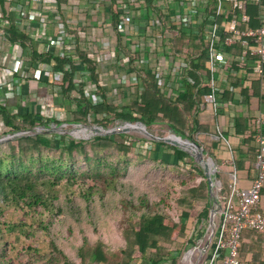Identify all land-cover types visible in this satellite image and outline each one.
<instances>
[{
  "label": "trees",
  "instance_id": "16d2710c",
  "mask_svg": "<svg viewBox=\"0 0 264 264\" xmlns=\"http://www.w3.org/2000/svg\"><path fill=\"white\" fill-rule=\"evenodd\" d=\"M111 1V9L114 15L112 22L117 30L120 10L114 0ZM262 7H264V0L261 6H248L246 9L247 14L251 17L250 24L253 27L259 25L258 17L260 12L264 11ZM9 27L8 30H5V33L8 34L12 43H21L23 45L24 43L35 41L27 33L19 30L17 26L10 25ZM80 32L82 31L78 29L69 30V34L74 36L77 42L81 41ZM117 36L119 50L127 55L129 54L132 58L136 57L132 50L124 44L123 37L120 34H117ZM163 48L170 52L173 59L184 57L189 63V68L180 81L182 82V91L179 89H177L179 90L178 93L174 89L169 92L165 91L150 72L138 69L131 64L129 71L136 73L139 82L137 85H130L120 91L118 96L122 95L124 97L127 95L132 98L130 104L122 106L114 101L110 86L102 80L100 68L97 62L89 57L88 50H82L77 47V57L90 73L91 80L96 85V95L102 97L103 102L101 104L95 105L92 103L91 97H87L85 91L87 83L81 82L77 85L74 81L79 69H81V66L76 63V59L56 55L54 52L39 54L34 50L33 61L36 63L44 60L49 65H52L54 72L61 74L59 80L53 79L48 84L52 87H61L60 96L62 100L74 105V110L72 105L67 108L69 114L72 113L74 115V123H91V120H93L100 126L109 127L119 122H130L133 124L142 122L149 130L153 126L164 125L183 140H194L199 143L209 156L207 161L217 165V158L212 152V147H209L200 139L202 135L210 134L198 120L201 107L203 105L211 107L207 97L211 94L212 88L209 82L203 81L202 76L204 71H208L206 68L207 55L204 38L184 33H174V38L170 44ZM67 65L70 66L69 70H66ZM259 83L261 88H263L264 76L259 79ZM6 109L0 104V113L8 118L7 124L8 127L13 129L11 131L13 134L37 127L48 129L52 124L60 125L63 123L58 119L41 117L39 119L30 114L14 116L10 115ZM256 119L257 117H254L249 121L250 129L247 133V138L254 141L257 132ZM65 121L68 122V120ZM55 137L59 136L54 135ZM8 141H5L6 145L10 147V151L13 153L10 155L11 158H9L10 164L8 166L11 167L6 168V157L0 159V200L7 207L14 206L21 209L25 207H43L45 210L51 211L50 197L52 189L64 180L67 183L78 181L77 155H86L88 144L102 151L117 152L121 158L127 159L125 160L126 162L130 161L129 157L132 154H136L139 159L182 167L188 171L192 169L191 162L188 161L192 160V157L187 152L171 144L155 141H149L151 143L150 148L145 147V145L139 147L127 134L97 136L94 139H79L75 137L63 142V145L55 142L52 138L40 134ZM142 143L147 144L148 141L144 140ZM43 149L59 151V155L51 161L43 162L41 158L36 160L33 157V153L40 154ZM256 152L257 149H255V154ZM19 154L31 159V163L27 164L21 157H18ZM193 170L201 173L203 180L184 191V197L182 194L178 195L176 198L178 205L176 217L171 218L170 214L168 215L163 211L147 210V212L139 216V222L133 223L130 220V224L124 229L125 248L111 250L102 241L93 246L84 243V246L78 251V256L81 259L79 264H179L177 256H172L171 249H167L164 246L166 244L174 245L180 240L188 239V221L195 217V208L198 207L193 205L194 202L205 201L207 204H211L208 180L205 173L200 168H194ZM114 173H116V170H114ZM237 173L239 175V171ZM95 175L96 178L100 177L98 173ZM81 176L96 179L92 174L87 176L85 172ZM217 182L219 185L222 184L220 177ZM93 189H96V186H93ZM227 189L223 187L220 190V195L222 196ZM92 190L88 193L90 194ZM47 191L48 193H46ZM168 196L174 199L172 193H169ZM207 204L197 214L196 222L209 218L210 206H206ZM2 207L5 206H0V212H2ZM59 211L62 212V210ZM260 211L264 212V188L262 190ZM2 225L6 224L3 223ZM5 227L10 226L6 225ZM247 232L257 233L248 229L243 231L240 245L242 260H247L245 259L246 252L243 244L244 235ZM197 233L202 235L203 231L198 230ZM258 234H264V232ZM162 243H164V246ZM51 245L53 249H56L53 243ZM28 249L41 253L38 248L33 246ZM58 253L61 256V263L59 258H54L53 264H77L63 250L58 251ZM15 260V258L7 256V254L0 256V264H15ZM249 262L253 264L251 261ZM180 264H189L188 258L186 256L182 257Z\"/></svg>",
  "mask_w": 264,
  "mask_h": 264
},
{
  "label": "built area",
  "instance_id": "2783aa9c",
  "mask_svg": "<svg viewBox=\"0 0 264 264\" xmlns=\"http://www.w3.org/2000/svg\"><path fill=\"white\" fill-rule=\"evenodd\" d=\"M108 1L112 3L111 0ZM114 2L120 10L115 33L123 37L124 44L136 57L132 58L119 50L117 35L113 40H93V44L97 45L88 50L89 57L97 62L100 68L102 80L110 86L112 97L119 95L123 88L138 84L136 73L129 71L131 64L152 73L165 91L174 89L175 82L181 81L189 68V63L184 57L173 59L170 52L163 48L170 44L174 33L204 38L210 70L209 83L212 88L207 100L216 115L220 104L216 96L219 88L215 82V73L219 69L228 70L236 66L240 69H250L259 79L264 76V11L260 12L259 25L256 27L250 24L251 17L246 12L248 6H261L263 0H114ZM53 14L57 32L54 37L48 38V48L41 54L54 52L56 55L77 60V47L80 46L75 37L69 34L70 22L58 11H54ZM23 20L25 15L20 22ZM47 23H49L47 18L40 20L43 27L47 26ZM26 65L27 62L20 50L13 67L5 69L7 92L16 89V86L26 79L40 82L44 78L51 81L59 80L61 77V74L54 72L52 65L44 60L34 63V70H27ZM84 68L86 70L85 66ZM69 69L70 66L67 65L66 70ZM74 81L77 85L81 83L77 77ZM53 90L60 94L61 87L53 86ZM96 92L97 89L94 93L86 91L87 97H91L95 105L103 102L102 97L96 95ZM9 97L8 93L4 101ZM58 120L63 123L52 124L48 129L43 127L32 129L36 132L34 135L47 130L56 131L59 127H61L59 130H62L70 125L62 118ZM129 124L133 123L127 122L117 129H123ZM256 124L255 177L251 186L249 188L240 186L236 169L229 174L228 189L222 196L220 190L223 187L222 184L219 185L216 192L218 204L215 206L214 222H210L209 215L208 227L203 226L205 233L203 228L199 227L198 230H202L203 234L194 244V249L188 250L184 255L188 258L189 264H251L247 260H242L240 245L244 230L264 232V212L260 211L264 188V113L256 119ZM73 125L74 130L71 133L84 129L90 133V128H86V125L80 123ZM28 131L30 130L8 134L7 139L20 133L28 136ZM217 139L232 150L220 127H217ZM233 161L231 159L230 163L233 164ZM216 172H219V167L215 168L214 173ZM195 230H192L191 238L195 236Z\"/></svg>",
  "mask_w": 264,
  "mask_h": 264
},
{
  "label": "rangeland",
  "instance_id": "374dc122",
  "mask_svg": "<svg viewBox=\"0 0 264 264\" xmlns=\"http://www.w3.org/2000/svg\"><path fill=\"white\" fill-rule=\"evenodd\" d=\"M113 99L121 106L130 104L132 101V98L127 95L124 97L117 95ZM73 119L74 115L71 113L66 119L70 125L62 128V130H59L61 127L56 131L47 130L51 131L49 133L43 131L40 135L52 138L59 144L67 142L78 136L70 134L74 130ZM80 124L89 126V128L101 127L93 120L91 123ZM123 125H125L124 122H119L109 127H102L104 129H117ZM147 130L160 138L176 134L164 125L153 126L151 130L148 128ZM85 132L84 129L77 134ZM34 133H36L35 130H30L27 135L34 136ZM120 134H127L139 147L141 145L151 147L149 141L152 140L140 132L131 130ZM54 135L59 137L54 138ZM7 138V135L0 137V159L6 157V168H10L11 166H8L10 164L9 158L13 153L10 151V147L6 145ZM94 138L91 136L90 138L81 137L79 139ZM144 140H147L148 143H142ZM86 150L87 156L84 154L77 155L78 181L67 183L64 180L52 189L51 211L45 210L43 207H25L22 209L14 206L7 207L0 200V206H5L0 212V256L7 254L10 258H15V264H53L54 258H59L61 263V256L58 251L63 250L73 262L79 264L81 259L78 256V251L84 246V243L93 246L102 241L111 250L125 248L124 229L128 227L130 220L133 223L139 222V216L147 210L163 211L168 215L170 214L171 218L176 217L178 210L176 198L178 195L182 194L184 197V191L203 180L202 174L193 170L200 168L204 172L203 167L189 153L192 157V160H188L192 165L191 171L182 167L139 159L136 154H132L129 157L130 161L126 162L127 159L121 158L117 152L102 151L91 144L87 145ZM203 154L207 160L208 154L204 150ZM58 155L59 151L45 149L40 154L33 153L36 160L41 158L43 162L54 160L53 158L58 157ZM18 157H21L27 164L31 163V159L26 158L23 154H19ZM209 163L214 165L212 162ZM216 167L218 169L217 165ZM84 172L87 176L92 174L94 178H96L95 174L98 173L100 177L96 179L82 177L81 174ZM101 177L102 179H100ZM218 180L219 172H216L215 182ZM223 180L227 184L230 182L229 177H225ZM93 186H96V189L92 190ZM90 190L92 191L89 194ZM217 190L218 186L214 187L215 195ZM169 193L173 194L175 200L168 196ZM209 199L211 204H207L205 201L193 203L194 206L198 207L195 208V217L188 221L189 235L187 240H180L174 245L166 244L164 246L162 243L164 247L171 249L172 256H177L179 264L185 253L188 250L192 251L195 247L194 244L201 237L197 233L199 227L203 228L204 226L206 228L209 225V218L196 222L197 214L204 209L205 204L211 209L213 199L210 195ZM171 218H169L170 221H172ZM3 223L10 227H5L6 225H2ZM192 230H195V236L191 238ZM52 243L56 249H53ZM31 246L38 248L41 253L29 250L28 248Z\"/></svg>",
  "mask_w": 264,
  "mask_h": 264
},
{
  "label": "crops",
  "instance_id": "0c3cea01",
  "mask_svg": "<svg viewBox=\"0 0 264 264\" xmlns=\"http://www.w3.org/2000/svg\"><path fill=\"white\" fill-rule=\"evenodd\" d=\"M111 7L112 3L108 0H41V2L39 0H14L13 2L0 0V104L7 108L6 111L10 115L30 114L37 118L64 120L69 117L67 108L72 104L63 101L60 94L55 93L53 87L48 84L49 81L46 78L40 82L26 79L16 86V89L7 92L5 69L13 67L20 50L27 62V70L35 69L33 51L36 50L39 54L44 53L49 45L48 38L54 37L57 32L53 22L54 11L60 12L63 18L70 22L68 25L70 30L82 31L79 33L81 41L78 42L82 50H92V46L97 45L93 44L95 39L113 40L117 34L112 22L114 15ZM23 14L25 20L20 22ZM42 18H47L49 21L45 27L40 24ZM10 25L17 26L35 41L23 45L12 43L8 34L5 33ZM76 63L81 66L77 79L87 83L85 91L94 93L96 87L90 73L84 70L80 60L77 59ZM206 68L208 71H204L202 76L203 81L207 83L210 78L208 64ZM215 82L219 88L216 96L220 108L216 115L211 107L204 105L201 107L198 120L210 135H202L200 139L212 147V152L217 158L222 186L225 189L228 188L229 183H225L223 179L230 177L229 174L236 169L240 175H238L240 186L249 188L255 177L257 143L256 140L248 139L247 133L250 129L249 121L264 113V86L261 88L259 78L250 69H240L236 66L228 70L219 69L215 73ZM181 83L175 82L176 93L179 90L182 91ZM8 93L10 97L4 101ZM72 106L74 110V105ZM7 123L8 118L0 113V137L13 133L11 132L13 129L8 127ZM217 127L223 130L232 150L217 139ZM77 133L76 135H81ZM83 135L88 136L89 133L85 132ZM231 159L234 160L233 164L230 163ZM243 244L246 252L245 259L253 264H264V234L247 232L244 235Z\"/></svg>",
  "mask_w": 264,
  "mask_h": 264
},
{
  "label": "water",
  "instance_id": "95a60500",
  "mask_svg": "<svg viewBox=\"0 0 264 264\" xmlns=\"http://www.w3.org/2000/svg\"><path fill=\"white\" fill-rule=\"evenodd\" d=\"M86 128H88L89 126H85ZM137 131L140 132L142 134H144L147 138H150L152 141L155 142H163V143H167V144H171L187 153H189L192 157H194L198 163L203 167L206 178L208 180V186H209V195L210 197L213 199V203H212V207L210 209V222L213 223L214 219H215V214H216V210H215V206L218 204V201L216 199V195L214 194V187H215V173L214 171L211 170V166L209 164V162L204 158V154H203V147L195 142V141H188V140H183L181 137L177 136L176 134H171L166 138H160L157 137L153 134H151L148 130H147V126L142 123H136V124H129L128 126H126L123 129H104L103 127H93L90 128V133L88 136H77L78 138H90L92 137H96V136H113V135H117L120 133H127L129 131ZM55 131V130H52ZM51 131H47V133H49ZM73 134V133H70ZM25 134H17L15 136H12L11 138L7 139V140H14L17 138H21V137H25ZM183 143H182V142Z\"/></svg>",
  "mask_w": 264,
  "mask_h": 264
},
{
  "label": "bare ground",
  "instance_id": "6f19581e",
  "mask_svg": "<svg viewBox=\"0 0 264 264\" xmlns=\"http://www.w3.org/2000/svg\"><path fill=\"white\" fill-rule=\"evenodd\" d=\"M73 134L76 135V132H73ZM181 142H182V141H181ZM182 143H183V142H182ZM209 164H210V163H209ZM210 166H211V170L214 171L215 168H216V165H212V164H210ZM215 185H217V186L219 187V183H216Z\"/></svg>",
  "mask_w": 264,
  "mask_h": 264
}]
</instances>
